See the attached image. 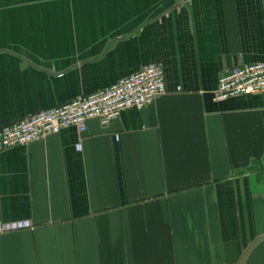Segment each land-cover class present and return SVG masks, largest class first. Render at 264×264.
I'll return each mask as SVG.
<instances>
[{
	"label": "crops",
	"instance_id": "crops-1",
	"mask_svg": "<svg viewBox=\"0 0 264 264\" xmlns=\"http://www.w3.org/2000/svg\"><path fill=\"white\" fill-rule=\"evenodd\" d=\"M264 0H0V128L162 63L168 92L0 152V264H264ZM80 141V149L78 144Z\"/></svg>",
	"mask_w": 264,
	"mask_h": 264
},
{
	"label": "built area",
	"instance_id": "built-area-1",
	"mask_svg": "<svg viewBox=\"0 0 264 264\" xmlns=\"http://www.w3.org/2000/svg\"><path fill=\"white\" fill-rule=\"evenodd\" d=\"M167 92L163 64L147 65L108 87L1 127L0 152L58 134L70 127L82 135L88 130L91 119H98L104 126H108L118 120L125 110H142ZM256 94L264 95V62L236 65L223 71L214 90V100L223 101ZM80 146L79 141L78 149ZM28 227H31L29 222H14L0 227V232Z\"/></svg>",
	"mask_w": 264,
	"mask_h": 264
}]
</instances>
